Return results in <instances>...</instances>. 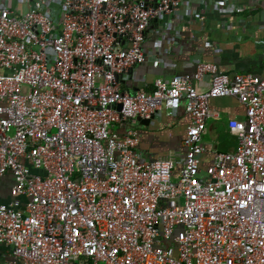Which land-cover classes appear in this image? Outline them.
I'll return each instance as SVG.
<instances>
[{"label":"built area","instance_id":"built-area-1","mask_svg":"<svg viewBox=\"0 0 264 264\" xmlns=\"http://www.w3.org/2000/svg\"><path fill=\"white\" fill-rule=\"evenodd\" d=\"M184 3L31 0L16 13L0 1V181L14 178L0 198L10 246L0 264H264V67L231 74L199 61L150 90L121 86L147 60L152 21L167 33ZM221 96L246 116L228 123L236 148L203 168ZM181 99L184 156L142 157L139 118L174 114Z\"/></svg>","mask_w":264,"mask_h":264},{"label":"crops","instance_id":"crops-1","mask_svg":"<svg viewBox=\"0 0 264 264\" xmlns=\"http://www.w3.org/2000/svg\"><path fill=\"white\" fill-rule=\"evenodd\" d=\"M16 13L28 9L31 0H0ZM185 3L171 15L173 24L162 32L161 21H152L146 31L143 48L147 54L144 63L121 75L123 89L150 90L157 76L170 77L175 73L192 72L199 61L217 63L223 72H251L261 74L264 67V0H184ZM170 17L166 15L165 19ZM164 19V21H165ZM159 65H154V60ZM6 72L0 68V73ZM207 76L198 84L209 87ZM185 100L181 99L174 114L157 113L150 124H136L140 133L138 153L155 159L170 151L184 156L183 144L190 115ZM210 110L216 113L207 120L203 136L205 151L202 167L213 161L216 151L234 150L237 138L229 130L231 118H245L246 106L235 96L214 97ZM119 129V128H118ZM124 131V128H120ZM14 184L12 174L0 181V198L10 199ZM25 201V197H22ZM10 257V246L0 241V261Z\"/></svg>","mask_w":264,"mask_h":264},{"label":"water","instance_id":"water-1","mask_svg":"<svg viewBox=\"0 0 264 264\" xmlns=\"http://www.w3.org/2000/svg\"><path fill=\"white\" fill-rule=\"evenodd\" d=\"M129 70H130L131 73L133 72V68H130ZM136 90H138V87H134L132 89L133 92H135ZM117 108L121 109L122 108V104L121 103L117 104ZM154 117L155 116H153V118ZM139 120H140L141 123H146V124H150L153 121L152 118H139Z\"/></svg>","mask_w":264,"mask_h":264}]
</instances>
